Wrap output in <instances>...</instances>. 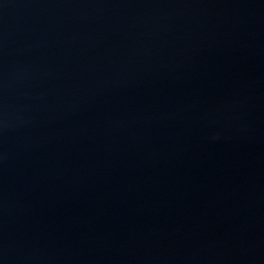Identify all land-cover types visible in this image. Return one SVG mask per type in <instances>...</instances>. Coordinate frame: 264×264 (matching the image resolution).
Instances as JSON below:
<instances>
[{
    "label": "water",
    "instance_id": "1",
    "mask_svg": "<svg viewBox=\"0 0 264 264\" xmlns=\"http://www.w3.org/2000/svg\"><path fill=\"white\" fill-rule=\"evenodd\" d=\"M0 264H264V0H0Z\"/></svg>",
    "mask_w": 264,
    "mask_h": 264
}]
</instances>
